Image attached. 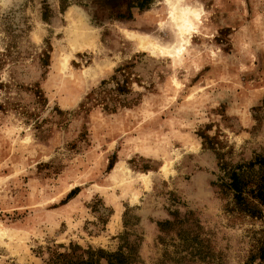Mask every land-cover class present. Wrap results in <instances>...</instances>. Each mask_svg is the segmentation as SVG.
<instances>
[{
	"label": "rangeland",
	"instance_id": "374dc122",
	"mask_svg": "<svg viewBox=\"0 0 264 264\" xmlns=\"http://www.w3.org/2000/svg\"><path fill=\"white\" fill-rule=\"evenodd\" d=\"M256 158L264 0H0V264L124 233L143 264H264V206L220 188Z\"/></svg>",
	"mask_w": 264,
	"mask_h": 264
},
{
	"label": "trees",
	"instance_id": "16d2710c",
	"mask_svg": "<svg viewBox=\"0 0 264 264\" xmlns=\"http://www.w3.org/2000/svg\"><path fill=\"white\" fill-rule=\"evenodd\" d=\"M125 103H123L124 106L127 104ZM256 165L259 166V171L254 174L252 168ZM223 166L226 167L225 164ZM226 177L227 182H222L220 188L231 192L237 210L253 218L261 217L260 208L264 206V158H256L246 166L230 168L226 172ZM76 191L77 189L72 190L67 199H71ZM163 226L164 229H171L170 224L166 223ZM183 235H185L184 232H182ZM127 236L128 234L124 233L120 238L121 244L115 252L92 247L83 249L77 245H70L63 253L52 252L46 264H143ZM257 252L255 259L264 261V241L260 243Z\"/></svg>",
	"mask_w": 264,
	"mask_h": 264
},
{
	"label": "bare ground",
	"instance_id": "6f19581e",
	"mask_svg": "<svg viewBox=\"0 0 264 264\" xmlns=\"http://www.w3.org/2000/svg\"><path fill=\"white\" fill-rule=\"evenodd\" d=\"M176 11L179 13V18L178 19V24L173 25L175 26V28L177 29H191L192 25L190 23V20L188 19L190 15H195L196 17H198V8L196 7H191V6H187V5H182L181 7L176 8ZM174 12V11H173ZM175 13V12H174ZM177 14V13H176ZM175 19V21H176ZM174 22V21H173ZM177 22V21H176ZM166 47V46H165ZM165 47H161V49L165 48ZM173 48V47H172ZM170 50V49H169ZM175 50V49H174ZM182 51V50H181ZM164 52V51H163ZM176 52V51H175ZM178 52H180L178 50ZM181 53V52H180ZM179 53V54H180ZM178 54V55H179Z\"/></svg>",
	"mask_w": 264,
	"mask_h": 264
}]
</instances>
